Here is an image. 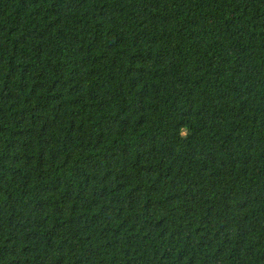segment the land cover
I'll return each mask as SVG.
<instances>
[{"label":"trees","instance_id":"16d2710c","mask_svg":"<svg viewBox=\"0 0 264 264\" xmlns=\"http://www.w3.org/2000/svg\"><path fill=\"white\" fill-rule=\"evenodd\" d=\"M0 264H264V0H0Z\"/></svg>","mask_w":264,"mask_h":264}]
</instances>
